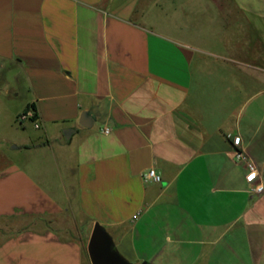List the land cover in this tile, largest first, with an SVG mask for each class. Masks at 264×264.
<instances>
[{
	"label": "crops",
	"instance_id": "obj_1",
	"mask_svg": "<svg viewBox=\"0 0 264 264\" xmlns=\"http://www.w3.org/2000/svg\"><path fill=\"white\" fill-rule=\"evenodd\" d=\"M2 64L42 134L0 147V264H92L96 222L133 264H264V0H0Z\"/></svg>",
	"mask_w": 264,
	"mask_h": 264
},
{
	"label": "rangeland",
	"instance_id": "obj_2",
	"mask_svg": "<svg viewBox=\"0 0 264 264\" xmlns=\"http://www.w3.org/2000/svg\"><path fill=\"white\" fill-rule=\"evenodd\" d=\"M0 67V147L8 149L9 145L3 142V138L19 137L24 135L32 137L35 141L42 134L35 127L34 122L28 119L25 122L17 118V114H25L30 93L23 76L12 65ZM8 94V95H7Z\"/></svg>",
	"mask_w": 264,
	"mask_h": 264
},
{
	"label": "water",
	"instance_id": "obj_3",
	"mask_svg": "<svg viewBox=\"0 0 264 264\" xmlns=\"http://www.w3.org/2000/svg\"><path fill=\"white\" fill-rule=\"evenodd\" d=\"M95 121L94 116L88 111L83 112L80 117V124L85 128H92ZM74 132V129H66L64 131L65 138L69 140ZM87 251L92 264H133L116 249L113 236L99 222L94 224ZM142 264L149 263L144 262Z\"/></svg>",
	"mask_w": 264,
	"mask_h": 264
},
{
	"label": "built area",
	"instance_id": "obj_4",
	"mask_svg": "<svg viewBox=\"0 0 264 264\" xmlns=\"http://www.w3.org/2000/svg\"><path fill=\"white\" fill-rule=\"evenodd\" d=\"M34 116L30 113L27 112L23 114L20 117V120L22 122L27 121L28 119H32ZM35 127L39 128V124L36 122ZM106 133H109V129H105ZM235 160L237 163L242 164L246 167L248 171L247 179L250 183L255 184L256 181L259 178V172L257 169V166L253 160H251L243 150H238L235 155ZM146 182H152V183H160L162 181L161 175L155 170V169H150L144 176ZM253 191L256 193H262L264 192V186L262 184L255 185L253 188Z\"/></svg>",
	"mask_w": 264,
	"mask_h": 264
},
{
	"label": "trees",
	"instance_id": "obj_5",
	"mask_svg": "<svg viewBox=\"0 0 264 264\" xmlns=\"http://www.w3.org/2000/svg\"><path fill=\"white\" fill-rule=\"evenodd\" d=\"M31 110L34 111L35 113H37V109H36L35 104H31V105H29V106L26 108L25 113L30 112ZM36 120H37V116H36V114H35V116L31 119V121H32V122H36Z\"/></svg>",
	"mask_w": 264,
	"mask_h": 264
}]
</instances>
